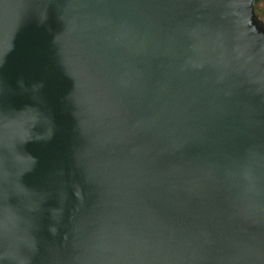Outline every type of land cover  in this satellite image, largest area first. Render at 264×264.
I'll return each mask as SVG.
<instances>
[{
	"label": "water",
	"instance_id": "water-1",
	"mask_svg": "<svg viewBox=\"0 0 264 264\" xmlns=\"http://www.w3.org/2000/svg\"><path fill=\"white\" fill-rule=\"evenodd\" d=\"M0 264H264L252 0H0Z\"/></svg>",
	"mask_w": 264,
	"mask_h": 264
},
{
	"label": "flooded vegetation",
	"instance_id": "flooded-vegetation-1",
	"mask_svg": "<svg viewBox=\"0 0 264 264\" xmlns=\"http://www.w3.org/2000/svg\"><path fill=\"white\" fill-rule=\"evenodd\" d=\"M252 8L256 19L264 29V0H252Z\"/></svg>",
	"mask_w": 264,
	"mask_h": 264
}]
</instances>
